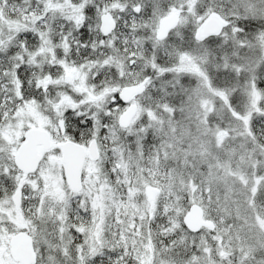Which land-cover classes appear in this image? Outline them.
<instances>
[{
	"label": "snow or ice",
	"instance_id": "obj_1",
	"mask_svg": "<svg viewBox=\"0 0 264 264\" xmlns=\"http://www.w3.org/2000/svg\"><path fill=\"white\" fill-rule=\"evenodd\" d=\"M0 264H264V0H0Z\"/></svg>",
	"mask_w": 264,
	"mask_h": 264
}]
</instances>
